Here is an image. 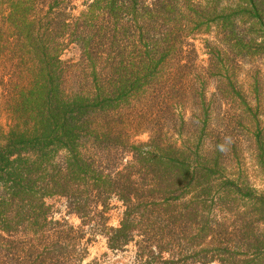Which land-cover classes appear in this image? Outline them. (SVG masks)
<instances>
[{
  "label": "trees",
  "instance_id": "trees-1",
  "mask_svg": "<svg viewBox=\"0 0 264 264\" xmlns=\"http://www.w3.org/2000/svg\"><path fill=\"white\" fill-rule=\"evenodd\" d=\"M82 7L74 15L71 0H0V67L14 77L0 94V113L8 110L0 123V264H82L78 233L103 237L130 264H264V183L258 190L250 177H217L231 140L225 127L203 149L210 73L191 58L198 40L241 46L244 24L264 40V0ZM74 49L77 61L61 59ZM184 61L193 66L190 89ZM189 92L201 128L185 141L163 127L185 122ZM258 92L239 97L253 119L264 113ZM144 133L148 140L137 141ZM261 152L255 172L264 180ZM52 199L87 230L53 231ZM112 202L122 210L117 226L108 222Z\"/></svg>",
  "mask_w": 264,
  "mask_h": 264
},
{
  "label": "rangeland",
  "instance_id": "rangeland-1",
  "mask_svg": "<svg viewBox=\"0 0 264 264\" xmlns=\"http://www.w3.org/2000/svg\"><path fill=\"white\" fill-rule=\"evenodd\" d=\"M84 0H71V5L74 7V15H77L82 9V3ZM2 13L0 9V24L2 23ZM246 20V18H243ZM248 25H240L237 33V39H243L241 46L237 48H227L226 41L224 44H219L211 48L205 47L199 40L194 42L193 48L196 53L191 55L192 59L196 58L195 63L203 66V68L210 73L208 74L207 93L205 95V105L208 110L210 109L211 115L208 118L209 125L207 130L204 131V136L200 141L203 142V149L209 145L208 138L225 133V127L227 129V135L229 136L230 143L221 146L222 157L219 158L220 167L217 177H224L230 179H239L244 177H250L251 183H255V188L261 190L264 180L262 176L257 177L255 172L258 169L256 158L258 151L262 149V155L264 156V113L263 116L257 118V113L254 118L247 113V106L240 104L239 97L252 96L254 88L259 92L257 95L262 97L264 103V40L261 36L260 29L249 31ZM254 32V33H253ZM208 38V36H203ZM213 40V38H211ZM253 40L258 46L253 50L244 41ZM190 43H193L190 41ZM246 45V46H243ZM231 50V51H230ZM1 53V52H0ZM77 51H72L62 54L61 59H73L77 61ZM202 61V62H201ZM187 63L186 61L183 64ZM188 64V63H187ZM188 68L185 69V75L183 77L184 84L190 89L192 84V70L193 66L188 64ZM192 66V68H191ZM10 69H4L0 67V94L2 92L1 87L6 83L14 81V77L10 80ZM230 80V85L228 81ZM224 81V84H221ZM189 96V97H188ZM191 96L193 98H191ZM7 97V96H6ZM198 96L195 97L188 93L186 99L181 102L183 108H185V122L184 123H165L166 128L163 127V131L166 129L174 130L177 138V134L183 136L185 141L195 140L199 137V128H201L198 121H195L192 117L198 115ZM3 99V103H4ZM209 105V106H207ZM251 108L255 107L253 101L249 102ZM264 107V106H263ZM6 105L2 106L0 123L4 126L6 124L7 109ZM181 110V109H179ZM226 134V133H225ZM148 134L144 133L136 138L139 142H146L148 140ZM257 137L259 141H257ZM229 145H231L229 147ZM232 150V152H230ZM213 154L212 156H214ZM211 156V157H212ZM210 158V157H209ZM255 178L257 180H255ZM64 201L59 199H52L48 201L51 206V213L49 219L52 221L60 222L59 225H51L54 230L63 229L67 231V227L73 228L74 232L79 230L85 231L87 227H82L81 220L75 215L68 214ZM117 208L112 209L108 213V222L110 226H117L121 218V209L119 204L112 202ZM65 222L66 225L63 223ZM69 228V229H70ZM52 231V232H53ZM71 232V231H70ZM51 235V234H49ZM73 233H71V236ZM79 237H82L79 241L82 249L86 250L85 258L82 264H88L92 260L97 259L99 264H130V256L126 254H112L106 248L105 239L101 236L91 237L89 234L84 233ZM54 239L53 237H50ZM91 239V240H90ZM90 240V241H89ZM73 259L77 258L75 254H71Z\"/></svg>",
  "mask_w": 264,
  "mask_h": 264
}]
</instances>
